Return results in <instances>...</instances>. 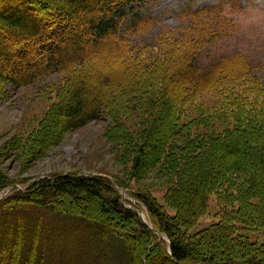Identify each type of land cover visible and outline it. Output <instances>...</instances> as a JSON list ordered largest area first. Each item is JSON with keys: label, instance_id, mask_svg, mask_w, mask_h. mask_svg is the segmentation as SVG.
Wrapping results in <instances>:
<instances>
[{"label": "trees", "instance_id": "obj_1", "mask_svg": "<svg viewBox=\"0 0 264 264\" xmlns=\"http://www.w3.org/2000/svg\"><path fill=\"white\" fill-rule=\"evenodd\" d=\"M145 2L0 0V83L65 80L32 144L50 148L106 117L126 176L156 169L165 183L160 204L125 177L54 173L16 188L0 171V264H264V83L241 53L200 63L232 25L220 3L186 6L180 25L142 42L159 22L135 10ZM204 92L233 111L191 113ZM212 194L219 219L191 231Z\"/></svg>", "mask_w": 264, "mask_h": 264}, {"label": "rangeland", "instance_id": "obj_2", "mask_svg": "<svg viewBox=\"0 0 264 264\" xmlns=\"http://www.w3.org/2000/svg\"><path fill=\"white\" fill-rule=\"evenodd\" d=\"M218 3L222 5V14L232 25L227 26L228 30L225 29L223 36L215 44L202 51L200 63L206 66L221 55L241 53L256 68L257 80L264 83V0H146L142 6L137 4L135 10L140 15L155 17L159 22L143 32L139 40L149 41L164 28L180 25L177 13L186 6L195 9ZM60 76L52 74L19 88L0 83L1 175L11 177L16 188H22V183L28 184L33 177L54 173L106 174L115 179L125 177L123 183L130 191L150 192L160 204H164L165 183L162 178L155 177L156 169L140 181H133L126 176L125 149L118 146L116 152L104 138L112 132L108 133L112 125L106 117L65 135L50 148L40 150L37 145L32 144L47 120L50 108L57 102L58 91L64 86V77ZM220 98L212 92H204L188 107L191 113L196 112L195 108L198 106L207 111H214L215 108H220L225 113L233 111L228 99ZM251 98L252 95L247 99L251 101ZM251 105H248L247 111L250 112L255 107V111H258L259 103ZM119 190L123 199H129L126 191ZM5 194L6 192L2 193L1 197ZM218 208L217 195L212 194L208 207L191 231L216 222L220 217ZM165 209L170 211L167 206ZM139 215L146 221L145 213L139 212ZM250 240L261 243L262 234L254 233Z\"/></svg>", "mask_w": 264, "mask_h": 264}, {"label": "water", "instance_id": "obj_3", "mask_svg": "<svg viewBox=\"0 0 264 264\" xmlns=\"http://www.w3.org/2000/svg\"><path fill=\"white\" fill-rule=\"evenodd\" d=\"M159 235V237H161V235L160 234H158Z\"/></svg>", "mask_w": 264, "mask_h": 264}]
</instances>
